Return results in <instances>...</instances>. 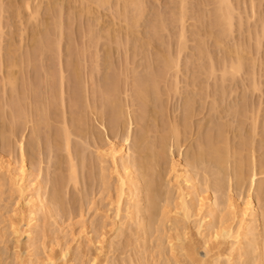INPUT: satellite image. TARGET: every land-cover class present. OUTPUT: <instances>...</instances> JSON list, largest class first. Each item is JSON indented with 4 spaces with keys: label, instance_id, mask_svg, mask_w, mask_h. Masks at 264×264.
I'll list each match as a JSON object with an SVG mask.
<instances>
[{
    "label": "rangeland",
    "instance_id": "obj_1",
    "mask_svg": "<svg viewBox=\"0 0 264 264\" xmlns=\"http://www.w3.org/2000/svg\"><path fill=\"white\" fill-rule=\"evenodd\" d=\"M102 1L0 0V264H40L51 249L55 258L68 253V264H192L188 254L205 255L196 233L205 214L196 207V218L187 224L183 212L176 213L178 194L171 172L175 162L195 161L204 150L199 170L193 168L201 186L196 192L203 196L212 190L207 195L217 197L221 206L241 205L251 196L260 205L264 235V0H227L230 8L221 0H139V9L130 0ZM220 10L233 20L224 21ZM232 61L243 66L234 65L239 72L234 77ZM225 67L231 69L224 71L227 75ZM113 100L118 101L115 106ZM112 143L131 144L124 146L131 147L129 153L140 165H147L143 172L149 233L140 228L142 221H130L133 201L128 196L119 218L115 216L118 175L107 157ZM213 147L224 155L225 181L219 182L224 185L219 190L212 187ZM23 160L31 173H39L54 212L39 211L35 234L31 240L22 237L19 247L11 224L18 227L24 199L6 166L12 162L20 167ZM73 167L78 184L70 178ZM254 172L258 181L251 190ZM162 196L171 203L166 205L167 216L162 215L167 201ZM225 216L228 224L235 222L233 227L241 219H234L233 213ZM175 232L177 238L186 233V244L176 240ZM101 236L107 243L102 255ZM263 243L261 253L248 248V259L235 254L230 264H264ZM229 247L223 246L222 253L227 255Z\"/></svg>",
    "mask_w": 264,
    "mask_h": 264
},
{
    "label": "bare ground",
    "instance_id": "obj_2",
    "mask_svg": "<svg viewBox=\"0 0 264 264\" xmlns=\"http://www.w3.org/2000/svg\"><path fill=\"white\" fill-rule=\"evenodd\" d=\"M102 1V0H101ZM104 1V0H103ZM102 1V2H103ZM106 1V0H105ZM104 1V2H105ZM136 1H138L137 3L138 4H135V0H130V2L132 3V6H133V3H134V8L136 7L135 5H137L138 7H139V4L142 2V0H136ZM222 2H220L222 5H223V2L225 3L224 5L226 6L227 5V3L229 4V1H227V0H221ZM108 4H109V1H106ZM105 2V5L107 4ZM127 2V1H126ZM128 2H129V0H128ZM127 2V3H128ZM218 2H219V0H218ZM98 3V2H97ZM126 3V4H127ZM104 4V3H103ZM142 4V3H141ZM129 5V4H128ZM127 5V6H128ZM100 6H102L101 4H100ZM129 6H131V4L129 5ZM142 6V5H141ZM138 7H136L137 9H139ZM221 7H223V6H221ZM220 7V8H221ZM227 7H229L228 5H227ZM141 8V7H140ZM226 8V7H225ZM224 8V9H225ZM230 8V7H229ZM128 9V8H127ZM130 9V8H129ZM223 9V10H224ZM223 10H222V12H221V10H220V15L222 14L223 16H224V21L226 20V22H228L229 23V21H232L233 20V18H232V20H227L225 17H229V15H230V17L232 16L231 15V13L230 12H228V11H225L224 10V13H226L227 14V16H226V14H224L223 13ZM140 11H138V13H139ZM128 13V12H127ZM143 13V12H142ZM229 13V14H228ZM140 15V14H139ZM219 15V14H218ZM222 15H221V17H222ZM216 16H217V14H216ZM219 17V16H218ZM223 18V17H222ZM222 18H220L221 20H222ZM223 22V21H222ZM225 22V23H226ZM59 23V22H58ZM219 23H220V21H219ZM224 23V22H223ZM217 25V24H216ZM220 25V24H219ZM230 25H232V23H230V24H228V28L230 27ZM224 26H226V24H223V29L225 28ZM232 27V26H231ZM228 28H226V30H228ZM264 28V27H263ZM263 28H262V30H263ZM230 29L231 28H229V32H230ZM225 30V29H224ZM260 34H262V33H260ZM259 34V35H260ZM264 34V33H263ZM222 36V35H221ZM257 38H259V37H257ZM264 39V38H263ZM258 43H260V42H258ZM42 50V49H41ZM239 56V55H238ZM243 58V57H242ZM241 59V58H240ZM244 59V58H243ZM243 59H241V61L243 60ZM231 60H233V59H231ZM237 60V59H236ZM239 60V59H238ZM240 61V60H239ZM238 61H236L235 63H237ZM230 63H232V64H230L231 65V69H234L235 70V67H234V65H238V63L237 64H235L234 63V61H232V62H230ZM14 65H15V63H14ZM229 65V66H230ZM169 67H170V64L168 65ZM228 65H226V67H227ZM16 67V66H15ZM226 67L224 68V70H223V72L224 71H226ZM234 67V68H233ZM238 67V69H243L242 67V64H241V66H240V64L237 66ZM236 67V68H237ZM228 69H229V67H227ZM212 69H213V67H212ZM228 69H227V71H228ZM230 69V70H231ZM237 69V70H238ZM228 71V72H231V71ZM232 71V75L231 74H229V75H231V76H233L234 77V75L235 74H239V72L237 73L236 72V70L235 71ZM226 71V73L228 74V72ZM211 72H212V70H211ZM236 72V73H235ZM225 73V72H224ZM224 74V75H227V74ZM233 73H235V74H233ZM224 78H225V76H224ZM14 80H15V78H14ZM224 80V79H223ZM11 81V78L9 79V82ZM16 82H17V78H16V80H15ZM15 83H13V85H14ZM16 85V84H15ZM11 87H15V86H11ZM157 88V87H156ZM117 92V91H116ZM111 93V92H110ZM140 94H143V92L142 93H140ZM111 95V94H110ZM109 95V96H110ZM144 95H145V93H144ZM105 96H106V94H105ZM109 96H107L108 98H109ZM116 96V95H115ZM143 97V96H142ZM110 98H112V96L110 97ZM109 98V99H110ZM146 98H148V97H146ZM145 98V99H146ZM140 99V98H139ZM107 100V99H106ZM117 100V99H116ZM109 102H111V99L110 100H108ZM114 101V100H113ZM113 103V102H112ZM115 103H118V101H114V104H113V106H115ZM110 104V103H109ZM120 109H121V107H119ZM38 109H39V107H38ZM119 112H120V110H119ZM122 112H123V110H122ZM39 113V112H38ZM43 113H44V110H43ZM40 114H41V112H40ZM39 114V115H40ZM123 114V113H122ZM121 114V115H122ZM44 115V114H43ZM81 116V115H80ZM118 116L120 117V115L118 114ZM117 116V119H120L119 117ZM123 116V115H122ZM17 117V116H16ZM44 117H45V115H44ZM43 117V118H44ZM47 117V116H46ZM42 118V117H41ZM123 119V118H122ZM44 120H45V118H44ZM78 120H79V118H78ZM121 121V120H120ZM47 122V121H46ZM143 123H144V121H142ZM43 124V123H42ZM46 124V123H45ZM47 125H48V123H47ZM172 128V127H171ZM175 128V127H174ZM178 129V128H177ZM130 131V130H129ZM173 131H175V130H173V128H172V132ZM66 132H67V130H66ZM176 134H177V136L178 135H180L179 134V132L177 131L176 132ZM70 135V134H69ZM171 135H172V133H171ZM68 136V135H67ZM128 137H131V136H128ZM127 137V138H128ZM67 138V137H66ZM138 138V137H137ZM175 138H176V136H175ZM68 140V139H67ZM70 140V139H69ZM127 140V139H126ZM127 142H128V140H127ZM131 142V141H130ZM129 142V143H130ZM66 143H68V144H66L68 147L70 146L69 145V142L67 141ZM128 143V144H129ZM145 143H146V141H145ZM177 143V142H176ZM125 144H127V143H125ZM124 144V145H125ZM127 144V145H128ZM134 144V143H133ZM151 144V143H150ZM115 146V144L113 145V143H112V146H110V148H109V152L107 153L108 155H107V157L109 156L110 157V159H111V161H112V166H113V168H114V172H116L114 175H118L117 177H118V181H116V182H118V184L116 183V185L117 186H119V193L117 194L118 196H116V201H114L116 204H115V206L117 207V215H115V216H120V213H121V211H122V207H123V204H124V199H125V197L126 196H128L129 198H130V200H132L133 201V203L131 204V209L132 210H130L131 211V213H128V214H130L129 215V217H131V219H130V221H133V220H135V219H137V220H140V222L142 221V223L140 224V228L143 230V231H146V232H148L149 233V230H148V225H147V222H145V218L147 217V216H145L146 214V208H145V205H146V202H147V197L145 198V195L146 194H144L145 193V187H144V182H145V173L143 172V170L144 169H146V164L144 165V167L142 166V165H140V163L137 161V159L135 158V157H133L130 153H131V151H129L130 149H131V147L129 148V150H128V146ZM131 144H129V146H130ZM146 145V144H145ZM66 146V148L67 149H69L68 147ZM134 146V145H133ZM174 146V145H173ZM175 146H177V145H175ZM180 146V145H179ZM217 146H219V145H217ZM167 147V146H166ZM170 147V146H169ZM172 147V146H171ZM202 147H204V146H202ZM153 149H154V147H152ZM178 148V147H177ZM205 148V147H204ZM215 148V149H214ZM202 149V148H201ZM201 149H200V151H201ZM213 154H214V157L216 158V165L214 166V167H216V168H214L216 171H215V173L214 172H212L213 174H215L216 175V177L215 176H213L214 178H216V181H214L216 184H215V187L214 186H212L213 187V189L214 190H216V188L219 190L220 188L222 189V186H224V185H222L221 183H219V182H223L224 183V181L223 180H221V179H225V178H223L224 176H222V175H224V171H225V168H224V158H223V156L224 155H222V156H220V154L221 153H219V151L220 150H218L219 149V147H217V149H216V147H213ZM148 150H149V148H148ZM150 151V150H149ZM172 151V150H171ZM106 152V151H105ZM104 152V153H105ZM130 152V153H129ZM132 152H134V151H132ZM154 152H155V149H154ZM153 152V153H154ZM204 152H205V150H204ZM203 151L201 152V154L199 155V157H201L200 159H199V157L195 160V161H192V162H190V161H188L186 158L184 159V160H181L180 158V160L178 161V162H175L174 163V166H173V169H172V171L173 172H171V174L173 175V179L172 180H174V182H175V184L174 183H171L170 185H172V184H174V186H176V191H177V200H178V203H176L177 204V206H176V210H177V208H178V210H177V212L176 213H178V215H179V213H180V211H182L183 213V215H184V217H183V215H182V218H184V219H187V220H184L185 222L184 223H186V221L188 222L187 224H189V221H190V218L193 216V214L195 215V213H194V211H195V209H197L196 207H198V213L200 214V212L201 211H204V217H203V219H201L202 221H201V223L199 222V226H198V231H196V233L198 232L199 233V235L201 236V240L203 241L202 243H203V245H204V250H205V255L203 256V257H201V256H199V257H196L197 256V254H196V256H194V254H192V253H194V252H192V253H190L191 254V256L188 254V256H189V258L191 257L192 258V260H191V258H190V260L193 262H191L192 264H222V263H225V264H230L232 261H233V259H235V254L237 255V257L239 256V257H243L244 255H246V253L248 252V248L249 249H251V250H255V249H257V251L259 250L258 248H260V246H261V244H262V241L264 242V235H263V232H262V225H261V221H260V214H259V207H260V205L258 206L257 204H259V203H255V201L252 199V197L251 196H249L248 198H246V200L244 201V202H242V204L240 205V204H234L233 202H228V203H226V204H223L222 203V206L224 207L225 205H228V206H225L226 208L225 209H223V210H221V208H220V204H218V199H216V198H212L210 195H207V193L206 192H208V194H209V192H211V191H206L205 193H204V195H207V196H204L203 195V193H202V195L203 196H201L200 194L201 193H199V191H198V193L196 192V190L198 189L197 188V186H199L198 184H199V182L198 181H200V180H197L198 178H197V176H195L196 174H194L193 172H194V165H195V167L197 168V163H198V161H201L202 159H203V155L205 154ZM210 152V151H209ZM162 153V152H161ZM160 153V154H161ZM211 153V152H210ZM135 154V153H134ZM163 154V153H162ZM172 154V153H171ZM184 154V153H183ZM208 154V153H207ZM153 155V154H152ZM151 155V156H152ZM155 155V154H154ZM226 155V154H225ZM106 156V155H105ZM150 156V155H149ZM160 156V155H159ZM165 156V155H164ZM172 156V155H171ZM142 157V156H141ZM161 157V156H160ZM181 157V156H180ZM209 157V156H208ZM220 157H221V159H220ZM226 157H228V155L226 156ZM165 158V157H164ZM167 158V157H166ZM211 158V157H210ZM223 158V159H222ZM108 159V158H107ZM154 160H155V158H153ZM159 159V158H158ZM161 159H163V158H161ZM173 159V158H172ZM225 159H227L228 160V158H225ZM255 159V158H254ZM25 160V159H24ZM23 160V162L21 163V166L20 167H17V166H13L11 163L12 162H8L9 164H7L8 166H6L7 167V171H9L8 173H9V175H11V177H9V178H11L10 180L12 181V183H13V185L14 186H17V187H14L15 189L16 188H18V190H19V194H20V196H21V198H22V200L24 199V201H22L23 203H24V206H22L21 205V203H19L21 206L20 207H22V208H20V211H19V216H20V218H19V222H18V227H17V225L15 224V222H13L15 225H16V227H15V225L12 223L11 224V229H13V234L14 235H16V236H18V238L17 237H15L14 235V237H15V239L17 238V245H19V247H20V244L23 242V239H22V237H26L28 240H31V238H32V236L35 234V231H34V229H36L35 228V226H36V223L38 222V214L40 213L39 211H43L44 213L45 212H48L49 214H53V212H54V209H53V204H52V202H51V200L49 201L47 198V194L44 192V188H43V185L41 184V183H39L38 182V178L40 177V176H38L39 175V173H38V175H34V173H31L30 172V170H28V168H26V164H25V161ZM147 160V159H146ZM153 160V161H154ZM174 160V159H173ZM212 160V159H211ZM157 161V160H156ZM156 161H155V163H156ZM159 161V160H158ZM203 161H205V157H204V160ZM207 161V160H206ZM98 162V161H97ZM104 162H106V161H104ZM173 162V161H172ZM212 162V161H211ZM227 162L228 161H226L225 162V164H227ZM254 162H256V161H254ZM4 163V162H3ZM3 163H2V165H3ZM7 163V162H6ZM101 163V162H100ZM158 163V162H157ZM205 163V162H204ZM210 163V162H209ZM106 164H108V163H106ZM208 164V163H207ZM215 164V163H214ZM103 166H104V164H102ZM109 165V164H108ZM110 165V166H111ZM157 165V164H156ZM199 165H201V163L200 164H198V166ZM205 165V164H204ZM256 165V164H255ZM13 166V167H12ZM151 166V165H150ZM1 167V166H0ZM11 167V168H10ZM75 167V166H74ZM74 167L72 168V175L73 176H71L70 175V178H73L72 180H73V182L76 184H78V182L75 180V169H74ZM102 167V166H101ZM153 167V166H152ZM171 167H172V165H171ZM254 167V166H253ZM237 168V167H236ZM2 170H3V168H1ZM109 169V168H108ZM149 169V168H148ZM147 169V170H148ZM198 169V168H197ZM197 169H195V170H197ZM1 170V171H2ZM4 170H5V167H4ZM155 170V169H154ZM199 170V169H198ZM197 170V171H198ZM6 171V170H5ZM6 171V172H7ZM75 173H74V172ZM153 171V170H152ZM256 171H257V169H256ZM255 171V172H256ZM103 172H104V170H103ZM113 171H112V173H114ZM147 172H149V171H147ZM151 172V171H150ZM254 172V175H253V179L250 177V179H252V182H251V190H252V186H254L255 184H256V182L258 181H256L255 179L257 178L256 176H257V173H255ZM36 173V172H35ZM105 173V172H104ZM108 173V172H107ZM111 173V172H110ZM152 174H153V172H151ZM197 173H199V172H197ZM211 173V174H212ZM236 173V172H235ZM240 173V172H239ZM4 174V173H3ZM75 174V175H74ZM148 174V173H147ZM227 174V173H226ZM256 174V175H255ZM105 175V174H104ZM154 175V174H153ZM199 175V174H198ZM236 175V174H235ZM5 176V175H4ZM103 176V175H102ZM221 176H222V178H221ZM239 176V175H238ZM42 177V176H41ZM256 177V178H255ZM6 178V177H5ZM105 178V177H104ZM110 178V177H109ZM213 178V179H214ZM4 179V178H3ZM40 179V178H39ZM42 179V178H41ZM102 180H103V178H101ZM108 179V178H107ZM150 179V178H149ZM76 182H75V181ZM101 180V181H102ZM109 180V179H108ZM40 181V180H39ZM71 181V180H70ZM5 182V181H4ZM6 182H7V180H6ZM6 182H5V184H6ZM42 182V181H41ZM211 182V181H210ZM8 183V182H7ZM11 183V184H12ZM103 183V182H102ZM170 183V182H169ZM203 183V182H202ZM9 184V183H8ZM44 184V183H43ZM104 184V183H103ZM205 184V183H204ZM207 184H208V182H207ZM221 184V185H220ZM2 185V184H1ZM10 185V184H9ZM107 185V184H106ZM106 185H105V187H106ZM201 185V184H200ZM12 185H10V187H11ZM221 186V187H220ZM154 186H152V188H153ZM170 187V186H169ZM172 187V186H171ZM199 187H201V186H199ZM206 187V186H205ZM204 187V188H205ZM208 187H211V186H208ZM14 188H12V189H14ZM118 188V187H117ZM155 188V187H154ZM203 188V189H204ZM255 188V187H254ZM259 188V187H258ZM11 189V190H12ZM173 189H175L174 187H173ZM202 189V190H203ZM212 189V188H211ZM157 190V189H156ZM170 189H168V191H169ZM195 190V191H194ZM206 190V189H205ZM210 190V189H209ZM260 190V189H259ZM13 191V190H12ZM115 191H117V189L115 190ZM117 191V192H118ZM154 191V190H153ZM194 191V192H193ZM250 191V190H249ZM16 192V191H15ZM170 192V191H169ZM172 192H174V191H172ZM201 192V191H200ZM251 192V191H250ZM156 193H159V191L158 192H156ZM166 193H168V192H166ZM166 193H165V195H166ZM197 193V197H199V199L195 196V194ZM216 193H217V191H216ZM160 194V193H159ZM170 194V193H169ZM213 194H215V193H213ZM168 195V194H167ZM195 196L194 198H196V199H198L197 200V203H198V206H196L197 205V203L195 202L196 201V199L194 200V202L196 203V204H194L193 203V199H192V196ZM157 196V195H156ZM47 197V198H46ZM118 197V198H117ZM150 197V196H149ZM159 197V196H158ZM166 196H162V198L163 199H167V201H166V204H165V207H166V209H164V211L165 212H163V216H164V213H165V215L167 214V210H168V208H167V204H169L168 203V201H170L169 200V198H165ZM128 198V199H129ZM161 198V197H160ZM172 198V197H171ZM231 198V197H230ZM229 198V199H230ZM154 198H152V199H150V203L152 202L153 203V201H151V200H153ZM175 199H176V197H175ZM239 199V198H238ZM158 200H160V199H158ZM162 200V199H161ZM160 200V201H161ZM219 200H220V198H219ZM233 201V199L231 198L229 201ZM237 200V199H236ZM175 201V200H174ZM173 201V199H172V202H174ZM176 202V201H175ZM174 202V203H175ZM235 202H238V200L237 201H235ZM260 202H262L261 200H260ZM22 203V204H23ZM151 203V205L152 206H154V204H152ZM159 203V202H158ZM233 203V204H232ZM130 205V204H129ZM169 205H171V203L169 204ZM173 205V204H172ZM54 206H56V205H54ZM125 206V205H124ZM128 206V205H127ZM151 206V207H152ZM221 206V207H222ZM165 207H163V208H165ZM170 207V206H169ZM56 208V207H55ZM126 209H127V207H125ZM148 208V207H147ZM125 209V210H126ZM130 209V208H129ZM148 209H150V208H148ZM162 209V208H161ZM160 209V210H161ZM57 210H59V209H57ZM175 210V211H176ZM17 212H18V209L16 210ZM15 211V212H16ZM56 211V210H55ZM116 211V210H115ZM146 211V212H145ZM163 211V210H162ZM161 211V212H162ZM179 211V212H178ZM197 211V210H196ZM42 212V213H43ZM124 212V211H123ZM168 212H170V211H168ZM13 213V212H12ZM43 213V214H44ZM127 213V212H126ZM148 213V212H147ZM175 213V214H176ZM197 212H196V215L198 214ZM202 213V212H201ZM232 213L234 214V216H235V218L234 219H236V216H238V217H240L241 219L239 220V222H238V225L237 226H234V227H236V229L232 226V225H234L235 224V222H232V224L229 222V224H228V219H226V216L225 215H227V217L228 216H230V218H231V216H232ZM49 214L47 215V216H49ZM56 214V213H55ZM60 214V213H59ZM181 214V213H180ZM225 214V215H224ZM46 215V214H45ZM126 215V214H125ZM195 215V216H196ZM114 216V217H115ZM149 216V215H148ZM158 216H160V215H158ZM167 216V215H166ZM169 216V215H168ZM181 216V215H180ZM201 216V215H200ZM199 216V217H200ZM16 217V216H15ZM54 217V216H53ZM117 217H116V219H117ZM233 217V216H232ZM238 217H237V219H238ZM40 218V217H39ZM50 218H52V217H50ZM56 218V217H55ZM59 218V217H58ZM119 218V217H118ZM125 218H126V216H125ZM124 218V219H125ZM127 218H128V216H127ZM155 218V217H154ZM157 218H159V217H157ZM163 218V217H162ZM181 218V219H182ZM196 217H194L193 216V219H195ZM149 219V218H148ZM167 219V218H166ZM192 219V218H191ZM199 219V218H198ZM236 219V220H237ZM17 220V219H16ZM45 220H47V217H46V219ZM126 220V219H125ZM179 220V219H178ZM232 220H233V218H232ZM263 220V219H262ZM155 221H156V219H155ZM163 221V220H162ZM182 221V220H181ZM180 221V222H181ZM200 221V220H199ZM234 221V220H233ZM129 222V221H128ZM151 222V221H150ZM158 222V221H157ZM159 222H160V224H161V217H160V219H159ZM158 222V223H159ZM176 222V221H175ZM179 222V221H178ZM264 222V221H263ZM17 223V222H16ZM133 223V222H132ZM134 223H136V222H134ZM154 223V222H153ZM157 223V224H158ZM195 223V222H194ZM86 224V223H85ZM85 224H83V226L85 225ZM130 224V223H129ZM138 224V223H137ZM175 223H173L172 225L174 226V227H176V225H174ZM231 224V225H230ZM123 226L125 225V223L124 224H122ZM121 225V227H120V229H118L119 231H122L121 229L123 228V226ZM139 225V224H138ZM154 225H156L155 223L153 224V226ZM178 225V224H177ZM180 225V224H179ZM178 225V226H179ZM186 225V224H185ZM82 226V229L84 228L85 229V226L83 227ZM87 226V225H86ZM129 226V225H128ZM197 226V225H196ZM264 226V225H263ZM152 227V226H151ZM187 227V226H186ZM125 228V227H124ZM138 228H139V226H138ZM153 228V227H152ZM173 228V227H172ZM82 229H81V231H82ZM115 229V228H114ZM126 229V228H125ZM179 229V228H178ZM178 229H177V231H178ZM182 229V228H181ZM185 229H187V228H185ZM139 230V229H138ZM175 230H176V228H175ZM174 230V231H175ZM184 230V229H183ZM188 230V229H187ZM186 230V231H187ZM190 230V229H189ZM189 230H188V232H189ZM114 231V230H113ZM139 231H141V230H139ZM138 231V232H139ZM180 231H182V230H180ZM179 231V232H180ZM178 232V233H179ZM185 232V231H184ZM182 233V234H179V235H181V236H178V238L176 237L177 236V234H176V232H175V237H176V240H179V241H181V242H183V243H185L186 244V242H184L187 238H188V236L186 235V233ZM83 233H84V230H83ZM82 233V234H83ZM119 232H117V234H118ZM142 233V232H141ZM206 233V234H205ZM208 233V234H207ZM86 234V233H85ZM102 234V233H101ZM119 234H122V232L121 233H119ZM143 234V233H142ZM189 234V233H188ZM77 235V234H76ZM146 235V234H145ZM119 236V235H118ZM117 236V237H118ZM123 236V235H122ZM122 236H120V237H122ZM148 236V235H147ZM79 237H80V234H79ZM102 237V236H101ZM108 237V236H107ZM116 237V236H115ZM251 237V238H250ZM75 238V237H74ZM99 238V237H98ZM106 238V237H105ZM78 239V238H77ZM103 237H102V239H100L99 241V243H98V246L100 245V247H98V249H99V251H100V253L101 252H103V251H105L106 250V245H107V243H105L104 241H103ZM12 240V239H11ZM82 240V239H81ZM98 240V239H97ZM105 240V239H104ZM110 240V239H109ZM113 240V239H112ZM111 240V241H112ZM118 240V239H117ZM189 240V239H188ZM75 241V240H74ZM29 242V241H28ZM36 242V241H35ZM92 242V241H91ZM90 242V243H91ZM98 242V241H97ZM171 242H173V241H171ZM170 242V245H172V243ZM188 242V241H187ZM59 243V242H58ZM80 243V242H79ZM16 244V243H15ZM37 244V243H36ZM81 244V243H80ZM92 244V243H91ZM95 244V243H94ZM182 244V243H181ZM185 244H182V245H185ZM191 244V243H190ZM190 244H189V246H190ZM264 244V243H263ZM16 245V247L15 248H17L18 246ZM22 245V244H21ZM33 245H35L34 243H33ZM96 245V244H95ZM226 245H228V246H230L229 247V253H227V255H225V253L223 254L222 253V250L221 249H223L222 247L223 246H226ZM23 246V245H22ZM48 246V245H47ZM89 246V245H88ZM90 246H93V245H90ZM114 246V245H113ZM173 246V245H172ZM172 246H171V248H172ZM186 246V245H185ZM185 246H183V247H185ZM188 246V247H189ZM192 246H193V243H192ZM30 247H31V245H30ZM44 247H45V245H44ZM109 247H112L111 245L109 246ZM159 247V246H158ZM182 246H180V249H183V248H181ZM191 247V246H190ZM190 247L188 248V249H190ZM38 248V247H37ZM47 248V247H46ZM53 248V247H52ZM56 248V247H55ZM94 248V247H93ZM193 248V247H192ZM191 248V249H192ZM21 249H22V247H21ZM27 249V248H26ZM35 249H36V246H35ZM34 249V250H35ZM43 249V248H42ZM54 249V248H53ZM82 249V248H81ZM173 249V248H172ZM216 249V250H215ZM17 250V249H16ZM23 250V249H22ZM21 250V251H22ZM27 250H29V249H27ZM31 250V249H30ZM37 250V249H36ZM49 250V249H48ZM185 250H186V248H185ZM215 250V252L213 253L212 251H214ZM225 250V249H224ZM244 250H247V252L245 253L244 252ZM251 250H249V251H251ZM262 250V247L260 248V251ZM33 251V250H32ZM44 251V250H43ZM47 250H45V252H46ZM63 251V250H62ZM174 252H175V249L173 250ZM192 251V250H191ZM196 251V250H195ZM260 251H258V252H260ZM264 251V250H263ZM26 252V251H25ZM24 252V253H25ZM34 252V251H33ZM35 252H37V251H35ZM50 253H52L53 252V250L51 249V251H49ZM64 252V251H63ZM67 252H69V248H68V250H67ZM98 252V251H97ZM173 252V253H174ZM183 252V251H182ZM256 252V251H255ZM262 252V251H261ZM260 252V253H261ZM32 253V252H31ZM40 253V252H39ZM41 253H42V251H41ZM49 253V255L48 254H46V255H48V257L47 258H43V259H41V260H39L40 262V264H59L60 263V261L62 262L61 264H68V261L66 260L67 258V256H69L68 255V253H61L60 252V256H58V258H55L56 257V254H55V257L53 256V254H50ZM100 253H98V255L100 254ZM187 253V252H186ZM198 253V252H197ZM213 253V254H212ZM252 253H254V252H252ZM23 254V253H22ZM27 254V253H26ZM29 254V253H28ZM33 254H35V253H33ZM78 254V253H77ZM103 253H101V255H102ZM199 254V253H198ZM242 254H243V256H242ZM248 254V253H247ZM250 254V253H249ZM256 254H257V252H256ZM24 255V254H23ZM43 255V254H42ZM50 255H52V257H50ZM173 255V254H172ZM27 256V255H26ZM35 256V255H34ZM36 256H37V253H36ZM41 256V255H40ZM40 256H38V257H40ZM186 256V255H185ZM247 256V259H248V255H246ZM261 256V255H260ZM37 257V258H38ZM44 257V256H43ZM176 257V256H175ZM174 256H173V259L175 258ZM187 257V256H186ZM23 258H25V257H23ZM37 258H35L36 260H37ZM97 258V257H96ZM177 258V257H176ZM250 258V257H249ZM257 258V257H256ZM262 258V257H261ZM260 258V259H261ZM22 259V258H21ZM30 259V258H29ZM69 259V258H68ZM173 259H171L170 258V262H172L173 261ZM237 259V258H236ZM259 259V260H260ZM18 261H19V259H17ZM25 260V259H24ZM94 260V259H93ZM97 260H99V258H97L96 259V261ZM177 261H178V258L176 259ZM237 260H239V259H237ZM249 260H252V259H249ZM254 260V259H253ZM255 260H257V259H255ZM23 261V260H22ZM22 261H21V263H22ZM26 261V260H25ZM24 261V262H25ZM248 261V260H247ZM262 261V260H261ZM168 262V261H167ZM174 262V261H173ZM234 262V261H233ZM254 262V261H253ZM256 262H258V261H256ZM260 262V261H259ZM37 263H38V260H37ZM70 263V262H69ZM101 262H99V264H100ZM176 263V262H175ZM179 263V262H178ZM235 263V262H234ZM252 263V262H251ZM260 263H262V262H260ZM171 264V263H170ZM177 264V263H176ZM253 264V263H252ZM255 264V263H254ZM258 264V263H257Z\"/></svg>",
    "mask_w": 264,
    "mask_h": 264
}]
</instances>
